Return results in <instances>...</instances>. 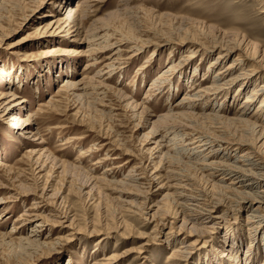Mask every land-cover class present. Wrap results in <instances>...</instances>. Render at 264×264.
<instances>
[{
    "label": "rangeland",
    "instance_id": "1",
    "mask_svg": "<svg viewBox=\"0 0 264 264\" xmlns=\"http://www.w3.org/2000/svg\"><path fill=\"white\" fill-rule=\"evenodd\" d=\"M54 1L62 0H10L0 7V94L11 90L23 99L14 106L30 112L39 131L22 135L10 125L15 111L0 110V264H102L112 251L118 256L111 264H175L173 252L194 239L178 264H243L252 240L246 264L262 261L264 222L253 239L245 222L255 205L245 206L221 186L231 179L201 169L202 154L191 155L196 142H189L193 131L210 136L205 150L199 148L211 156L207 163H245L243 152L264 161L258 130L264 128V106H258L264 0H69L82 10L83 29L101 36L89 47L82 39L60 42L40 33L39 24L54 16L49 12L60 11ZM55 45L51 54L43 52ZM224 46L236 48L217 59ZM87 47L90 54L76 52ZM237 57L236 72L247 77L226 84L230 74L216 71ZM67 81L74 87L63 88ZM212 83L223 88L200 93ZM118 91L144 100L146 112L134 114ZM251 91L258 93L248 96ZM241 111L248 121H226ZM162 114H172L171 121H160ZM176 123L182 124L176 133L160 137ZM170 138L184 151L181 145L168 151ZM182 176L188 180L176 189ZM174 191L198 197L175 201ZM205 204L219 206L218 223L199 219L194 232L179 228L184 213L195 217Z\"/></svg>",
    "mask_w": 264,
    "mask_h": 264
},
{
    "label": "bare ground",
    "instance_id": "2",
    "mask_svg": "<svg viewBox=\"0 0 264 264\" xmlns=\"http://www.w3.org/2000/svg\"><path fill=\"white\" fill-rule=\"evenodd\" d=\"M6 1H10V0H0V7L3 6V3L6 2ZM63 2V4L61 5L60 3ZM54 6L56 7H59L60 6V11L56 14H51L49 12V15H54V16H51V19H49L48 22L44 23L43 25H40L37 27V29L40 27L42 30L40 33H47V35L51 34V35H56V36H59L57 37L58 39H60V42H64L66 40V38L68 40L66 41H74V40H83V43H85L84 46H88L89 47V44L90 43H94L95 44V41L97 39H100L101 36H99L97 30H94L93 28L91 29H83V26L81 25L82 23V20H81V17L83 16V13H82V10L81 8L77 7L78 4H76L75 6L71 7L70 6V1L69 0H62V1H54L53 3ZM63 10V11H62ZM62 11V12H61ZM71 38V39H70ZM93 41V42H92ZM97 45V44H96ZM59 45H55L54 47H50L47 48V49H44L43 52L46 53V54H51L52 52H54L55 50L58 49ZM235 46V45H234ZM81 48L80 50H76V52L78 53H85L87 51V53L90 52V48ZM211 47V46H210ZM103 48V46H102ZM236 48V47H235ZM235 48H232V46H224L223 48H221L222 52L223 53H218L217 54V59L219 58H223V55L226 54L228 55V52H230L232 49H235ZM207 49V48H206ZM209 49V48H208ZM93 50V49H92ZM96 50V49H95ZM258 53V52H257ZM90 54V53H89ZM259 54V53H258ZM53 55V54H52ZM262 55V54H261ZM189 56H192V53L189 54ZM263 56V55H262ZM259 57V56H258ZM260 58V57H259ZM262 58V57H261ZM260 58V59H261ZM241 58L237 57L235 59H233L231 62H229V64L227 66H225L224 68H221V69H218L216 71V73L218 74H224L225 75H229L230 74V78H228L227 80L225 79L224 82H226V84H230L232 83L233 81H235V79L237 80H241V82L243 81V79H245L247 77V73L246 71H238L236 72V66L238 65V62H236L237 60H239ZM245 59H250L249 56H246L244 57V60ZM253 59V58H252ZM255 59V58H254ZM89 60V59H88ZM256 60V59H255ZM212 61V60H210ZM257 61V60H256ZM260 61V60H258ZM68 62V61H67ZM244 62V61H243ZM242 62V64H243ZM70 63V62H69ZM106 63V62H105ZM213 63H215V60H213L212 62H210V65H212ZM261 63V61H260ZM73 64V63H72ZM255 64V63H254ZM68 65V64H67ZM85 65H88L87 62ZM111 64H107L106 66H109ZM209 65V66H210ZM258 65V64H257ZM262 65V64H261ZM64 66V65H63ZM264 66V64H263ZM66 67V66H65ZM261 67V66H260ZM238 68H241L240 66ZM237 68V69H238ZM253 69V68H252ZM71 70L74 71L73 67L71 66ZM69 71V72H72V71ZM98 70V69H97ZM64 71V70H63ZM67 71V70H66ZM111 70H109V73H110ZM254 71V70H251V72ZM99 72V71H98ZM227 73V74H226ZM255 73V72H254ZM84 76V75H83ZM106 77V76H105ZM81 78V77H80ZM83 79H85V76L83 77ZM78 82L81 81L80 79L77 80ZM76 81V82H77ZM222 82V83H224ZM154 82L152 81L148 87V89L154 87V85H152ZM83 84V83H82ZM75 83L74 82H69L67 81L65 83V85L63 84V88H70V87H74ZM84 85V84H83ZM101 85H105L106 86V83L105 81H101ZM198 86V84H197ZM207 86V85H205ZM79 88H81L80 86H78ZM200 87V86H199ZM223 88V86H221L220 84H217V83H212L210 84L208 87H204V88H200L199 91L200 93H204V94H207L209 93L210 91L212 90H218L220 91V89ZM74 89V88H73ZM198 89V88H197ZM240 89V87H239ZM264 92V90H263ZM199 93V92H198ZM197 95L199 96L200 94ZM258 92L257 91H251L249 93L248 96H253L255 94H257ZM87 94V93H86ZM118 97L120 99L125 100V103L127 106H129L130 108H132L131 110H133V113L134 114H143L144 112H146L148 106L145 104V101H141V102H135V100L133 99H129L128 96L126 94H123L122 92L118 91L117 93ZM202 95V94H201ZM19 96L16 95V93L14 91H7V92H4L2 94H0V110H3V112H7L8 113H11L12 111H15L14 114L12 115V121L10 123V125L12 126H19L18 128V132L22 135H25V136H28V135H34V134H39V131H38V128H35L33 125L34 124H31L32 122V114L30 112H27L25 111V113H22V110L20 108H17L16 106L14 105H22L23 104V99L21 98H18ZM79 97V96H78ZM200 97V96H199ZM144 98V97H143ZM194 99H200V98H194ZM93 100V99H92ZM102 100V99H101ZM248 101V99L246 98L244 100V102L246 103ZM195 102V101H194ZM148 103V102H147ZM125 106V105H124ZM241 106V105H239ZM258 106L260 107H263L264 106V96L260 99V102L258 104ZM52 107V106H51ZM54 107V106H53ZM110 112V111H109ZM259 112H262V111H259ZM168 113V112H167ZM170 113V112H169ZM239 113V112H238ZM181 114V113H180ZM246 111H241V113L238 114L237 117H233V118H229V117H226V121H232V122H243V121H248L246 115ZM157 115V114H156ZM163 115V114H162ZM171 115L172 114H164L162 116V119L160 121H162L164 118H168L170 119L171 121ZM244 115V116H242ZM160 116V115H159ZM181 116V115H179ZM258 116V115H257ZM174 117V116H173ZM255 117V116H254ZM185 118V117H184ZM209 118V117H208ZM154 121H155V118H153ZM167 119V120H168ZM35 120V119H34ZM166 120V121H167ZM173 120V119H172ZM184 120V119H183ZM164 121V120H163ZM165 121V122H166ZM151 122V121H150ZM187 122V121H185ZM34 123V122H33ZM162 123V122H161ZM172 123V122H171ZM175 123V122H174ZM246 123V122H245ZM167 124V123H165ZM164 124V125H165ZM195 124V123H194ZM169 125V123H168ZM172 125V124H171ZM213 125V124H212ZM248 125V123H247ZM158 126V125H157ZM184 126V125H183ZM187 126V124H186ZM192 126V125H191ZM251 126L256 129L255 127H257L258 125L254 122L251 121ZM182 127V124H179L177 125L174 124L172 126H170L169 128H166L165 129V132L164 134H162L160 137L163 138L166 134L170 135L171 133H176L177 132V128L179 130V128ZM189 127H190V124H189ZM187 128V127H186ZM160 130V129H159ZM250 130V129H249ZM258 130H261L260 133H259V137H264V128H261V129H258ZM150 131H153L155 132V126L154 128L152 127V129ZM193 131V130H192ZM209 131V130H208ZM187 132V131H186ZM194 132V136H192V138L194 137V139H191V141L189 143H195L196 144L194 146H192L191 149H196L197 152H192L191 155H199V154H202V159L203 162L200 164V168L201 169H206V170H212L213 172L211 173H214V172H217L219 171L220 172V175L222 174L221 176V179L222 182L225 181L224 179H231L229 182L230 184H227L226 186L224 184H221L222 187H227L228 189H230V191H232V193L238 197V201L240 200H243L245 201V206L249 205V206H253L255 205L252 210L253 212L250 213V215H247L245 217V222L247 223V228L250 227V232H248V235H249V239H253V237L255 236V233L258 229V227L260 226V223L261 222H264V161H259V162H255L253 160L250 159V157L246 154V152L244 153H240L239 156H245V160H247V162H242V163H238V164H235V163H225V162H222V161H219V160H213L208 162L207 163V160L208 158H210L211 156L207 153L204 152L205 150V145L210 143L211 142V138L210 136L206 135V134H202L200 132H197V131H193ZM184 134V133H182ZM181 134V135H182ZM188 134V133H187ZM171 136V135H170ZM168 136V137H170ZM174 137L177 136V135H173ZM43 136H39L40 138V142L43 141L42 139ZM167 137V138H168ZM181 137V136H180ZM190 137V135H189ZM172 139H176V138H173ZM171 138L169 139V141H173V145L171 146H168L166 149L169 151V150H176V151H179L178 149V146L180 145L179 144H176L178 142H175L174 140H172ZM249 139V138H248ZM257 139H259L258 137L256 138V142H257ZM162 140V139H161ZM182 141H184L185 139H181ZM180 140V141H181ZM163 141V140H162ZM178 141V139H177ZM158 142V141H157ZM214 142V141H213ZM264 140L261 142L263 143ZM163 143V142H162ZM235 143L238 144V146H241L242 144H245L247 143L246 141L244 140H236ZM260 143V144H261ZM161 144V143H160ZM264 144V143H263ZM162 145V144H161ZM250 145V144H249ZM182 146V145H181ZM202 149L204 148V150H201L199 148ZM159 147V146H158ZM157 147V149H158ZM210 147V146H209ZM42 148V147H41ZM178 148V149H177ZM181 148V147H180ZM208 147H206L207 149ZM251 148L255 151V153L257 152L258 154V151L256 150V148L254 147V145L252 146L251 145ZM40 148H34L32 149L30 152L33 154L35 152V150H38L39 151ZM183 151H184V147L182 146ZM159 150V149H158ZM41 152V151H40ZM165 152V151H164ZM181 152V151H180ZM204 152V153H203ZM43 153V152H42ZM45 153V152H44ZM159 153V152H158ZM166 153V152H165ZM260 153V152H259ZM37 154L39 155L40 153L37 152ZM172 154V153H171ZM41 155V154H40ZM260 155V154H258ZM163 156V155H162ZM160 156V157H162ZM168 156V155H167ZM257 156V155H256ZM213 158V157H212ZM249 158V159H247ZM260 158V157H258ZM179 159V158H178ZM262 159V157H261ZM264 159V158H263ZM150 160V159H149ZM256 160V159H255ZM238 161V160H237ZM143 162V161H142ZM180 162V161H179ZM62 165H64V162H60ZM95 163V162H94ZM57 165V164H56ZM67 165V164H66ZM77 165V164H75ZM195 165V164H194ZM72 167V166H71ZM76 168V167H75ZM195 168V167H194ZM181 169V168H180ZM72 170V169H71ZM74 172V171H73ZM85 172V171H84ZM79 173V172H78ZM81 173V172H80ZM209 174V173H208ZM173 175V174H172ZM181 175V174H180ZM179 175V176H180ZM211 175V174H209ZM85 177V176H84ZM176 178V177H175ZM155 179V178H154ZM91 180V179H90ZM129 180L130 182L133 181V177H129ZM186 180H188L187 176L186 178L184 176L180 177V179H178V182L177 184H175V188L177 189V187H181V182H183L184 184L186 183ZM209 180V179H208ZM110 181V180H109ZM161 181V180H160ZM122 182V180H121ZM91 183V182H90ZM180 183V184H179ZM136 184V183H135ZM217 184V183H216ZM215 184V185H216ZM149 185V184H148ZM161 185V184H160ZM214 185V187H215ZM147 186V185H146ZM256 187H261V189L259 190H254V188ZM162 188V186L160 187ZM174 188V189H175ZM188 189V188H187ZM246 189H249L251 190V192L249 191H246ZM254 190V191H253ZM42 193V192H41ZM227 193V192H225ZM184 194V193H183ZM181 192L179 191H174L173 193V196L175 198V201L178 200V198H182L184 199L185 201L187 200H195L196 197L198 196H195V195H192V194H188V195H184L183 197H181V195H183ZM225 198V197H224ZM233 199V198H232ZM236 200V201H237ZM143 201V200H142ZM218 201V200H217ZM237 201V202H238ZM184 202V201H183ZM189 202V201H188ZM208 202V201H207ZM216 202V201H215ZM235 202V201H234ZM145 203V202H144ZM181 203V202H180ZM218 203V202H217ZM236 203V202H235ZM187 204V202H186ZM208 204V203H207ZM202 205L200 206L201 210L200 211H196L197 213L195 214L196 216L193 217V216H190L188 215L187 213H184L183 209H181V212L184 213L183 216H182V219H181V223H180V226L179 228H187L188 229V232L190 233L191 231L195 230V229H198L194 224L193 222H196L198 221L199 219H201L202 222H206L207 220L211 222V224H215V223H218L219 222V218H220V215H221V212L220 210L218 209L219 206L218 205ZM247 204V205H246ZM183 205V203H182ZM185 205V204H184ZM228 205V204H227ZM230 205V204H229ZM189 206V205H188ZM147 207V206H146ZM192 207V206H191ZM142 208V207H141ZM149 208V207H148ZM189 208V207H188ZM193 208V207H192ZM191 209V208H189ZM195 209V208H194ZM199 210V209H198ZM261 210H263V212H261ZM170 211V210H169ZM190 211V210H189ZM165 212V211H164ZM191 212V211H190ZM194 212V211H193ZM1 213V212H0ZM135 213V212H134ZM174 213V212H173ZM215 213V214H214ZM138 214V213H137ZM178 214V213H177ZM249 214V213H248ZM31 215V214H30ZM165 215V214H164ZM193 215V214H192ZM146 216V215H145ZM168 216V215H167ZM185 216H187L185 218ZM171 217V216H170ZM189 219V220H188ZM221 219V218H220ZM61 222V221H60ZM190 223V225H189ZM254 225H251L253 224ZM189 225V226H188ZM251 225V226H250ZM204 227H208L206 225H203ZM210 226V225H209ZM212 226V225H211ZM178 227V226H177ZM238 228H240V225L237 226ZM234 228V229H238V228ZM253 228V229H252ZM17 230V229H16ZM209 230V229H208ZM207 230V232H208ZM194 232V231H193ZM185 233V232H184ZM7 236V235H6ZM8 237V236H7ZM4 238V237H2ZM20 239V238H19ZM35 239V238H34ZM32 238H28V242L32 243V244H36L37 242L35 241ZM227 239L225 238V241ZM252 242L253 240L250 242V246L246 249V255H245V258H244V263L243 264H246V258L249 257V255L251 254L249 251L251 250V245H252ZM21 243V242H20ZM195 243H197V240L194 239L192 241H189L188 243H186L185 245H183L182 247L184 248L183 250H181L180 252H173V255H172V259H176V260H170L172 262H174L175 264H178L177 262H181L183 260L186 259V257L189 255V252H190V249H191V246L192 248L194 247ZM34 244V245H35ZM237 246H239V244L237 243ZM236 246V247H237ZM232 247V246H231ZM231 247H229V251H231L232 253L233 252H236L235 250L237 249L236 247L231 249ZM189 249V250H188ZM118 256V254L115 252V251H112L108 256H106V258L104 257L103 259V263L102 264H111L114 262L115 258ZM171 256V255H170ZM234 259L230 258V261L232 262ZM169 261V262H170ZM101 263V262H100ZM236 264H239L238 263V260L236 261ZM256 264H264V259L260 262H257Z\"/></svg>",
    "mask_w": 264,
    "mask_h": 264
}]
</instances>
